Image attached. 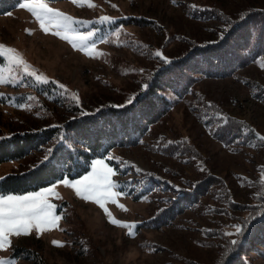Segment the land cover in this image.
<instances>
[{"label":"rangeland","instance_id":"374dc122","mask_svg":"<svg viewBox=\"0 0 264 264\" xmlns=\"http://www.w3.org/2000/svg\"><path fill=\"white\" fill-rule=\"evenodd\" d=\"M22 2L0 14V44L16 49L47 82L14 66L9 71L1 57L6 82L0 84V137L61 125L76 116L72 106L94 111L127 103L163 65L162 57H180L196 45L215 42L248 12L264 10V0H91L95 7L51 0L49 7L79 21L74 31L89 37L81 51L79 41L74 48L52 34L56 29L43 31L36 17L20 7ZM105 16L111 20L102 21ZM262 58L264 54L223 78H200L150 125L140 143L111 149L92 160L81 176L0 194L26 195L56 185L60 198L52 195L49 200L61 216L51 230L10 237L11 246L0 250V258L11 264H224L237 240L246 238L241 222L250 212L247 206L264 190V141L259 138L264 136ZM228 120L248 130L251 141L233 140L225 147L216 128ZM166 147L176 154H167ZM47 148L0 163V179L35 166ZM97 160L114 170L112 179L119 185L114 191L124 193L117 204L107 201L105 206L115 219L135 223L134 236L128 228L110 223L99 205L60 183L89 175ZM208 178L215 182L202 195L194 199L187 194L196 184L210 183ZM176 202L183 208L166 223L143 224L171 205L179 211ZM255 247L260 249L247 239L240 247L246 264H264V255Z\"/></svg>","mask_w":264,"mask_h":264},{"label":"trees","instance_id":"16d2710c","mask_svg":"<svg viewBox=\"0 0 264 264\" xmlns=\"http://www.w3.org/2000/svg\"><path fill=\"white\" fill-rule=\"evenodd\" d=\"M21 0H0V14L9 12ZM234 22L223 39L194 46L180 57L168 58L147 81L148 88L136 94L131 103L103 106L94 111L71 110L76 115L61 125L48 126L34 131H19L0 137V163L24 158L30 152L48 145L43 158L35 166L23 171L8 173L0 179V194L22 193L47 186L68 176L76 178L89 169L92 160L105 156L115 147L135 146L140 143L151 124L157 122L174 104L191 91L200 78H223L249 65L264 54V10L250 11ZM2 58L0 57V63ZM216 128L217 139L228 147L233 140L249 142L248 130L233 126L228 120ZM179 148V147H178ZM51 150V152H49ZM166 153L176 154L166 147ZM179 151L181 149H178ZM47 157V159H45ZM195 185L187 192L198 198L215 181ZM150 188V187H149ZM186 203L188 199L180 200ZM255 203L247 206L249 214L241 222L246 238L241 237L226 257L224 264H246L240 247L247 239L260 247L254 250L264 255V190H260ZM178 204L156 213L143 224L157 227L180 212ZM168 210V212H166ZM166 212V213H165ZM250 247V246H249ZM240 250V251H239ZM239 253L235 257V253ZM235 257V258H234Z\"/></svg>","mask_w":264,"mask_h":264},{"label":"snow or ice","instance_id":"6c2138e0","mask_svg":"<svg viewBox=\"0 0 264 264\" xmlns=\"http://www.w3.org/2000/svg\"><path fill=\"white\" fill-rule=\"evenodd\" d=\"M50 2L51 0H24L20 4V7L28 10L36 17L43 31L49 32L54 28L56 30L52 34L61 36L62 39L69 41L74 48L77 47V41H79V50L84 51L87 46L83 42L89 37L74 31V24L79 23V21L74 20L73 17L57 9L49 7ZM72 2L78 4V6L87 4L88 7H95L91 3V0H72ZM101 20L110 21L111 18L105 16ZM27 31L31 34V30ZM221 39H223V34H221ZM90 47L92 50H95V45H91ZM87 54L92 55L93 53L92 51H88ZM156 55L162 56L159 52ZM0 57L7 60L10 66L9 71H12V66H14L21 69L26 75L34 77L37 81L47 82L46 77L42 78L41 75L31 69V65L26 62L16 49L0 44ZM162 58L167 62L166 57ZM261 67H264V58H262ZM5 82L3 73L0 72V84ZM60 87L64 88L65 86L61 84ZM143 88L146 90L148 85L144 84ZM131 102L130 100L129 103ZM259 138L264 141V136H260ZM115 175L114 170L106 165L103 160H97L94 162L93 170L89 175L75 181L63 179L60 183L75 189L77 196L82 199L93 201L99 205L110 218V223L128 228L130 230L128 234L134 236L135 232L131 231V229L135 228V223H127L115 219L105 206L107 201L117 204L116 198L124 195L123 192L114 191V189L119 187L118 183L112 179ZM262 175H264V170H262ZM55 189L56 185H53L50 188L26 195H0V250H6L7 247L11 246L10 237L12 236L30 235L34 229L38 233H43L58 227V221L61 219V216L55 213L56 206L49 200V196L52 195L60 198L59 193ZM118 207L121 210L127 211L123 204H118ZM236 231L238 234L243 233V229L240 226L236 227ZM53 243L60 247L63 246L59 241H53ZM232 243L235 244L236 241H232ZM0 264H11V261L0 258Z\"/></svg>","mask_w":264,"mask_h":264}]
</instances>
